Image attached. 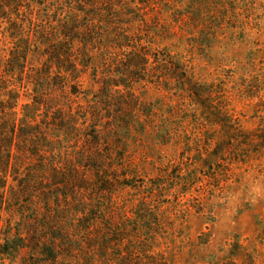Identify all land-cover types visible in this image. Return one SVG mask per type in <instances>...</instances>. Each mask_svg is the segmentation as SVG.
Listing matches in <instances>:
<instances>
[{"label":"trees","instance_id":"16d2710c","mask_svg":"<svg viewBox=\"0 0 264 264\" xmlns=\"http://www.w3.org/2000/svg\"><path fill=\"white\" fill-rule=\"evenodd\" d=\"M143 5L130 0H0L3 260L27 258L30 252L46 263L80 264L95 252L107 260L112 244L111 252L119 251L115 264H163L149 258L144 246L157 224H151L146 210L130 235L119 227L125 217L115 226L110 218L118 181L132 176L125 148L133 130L141 136L149 129L162 138L166 134L168 121L135 96L145 82L140 74L158 73L159 84L176 81L174 88L185 94L178 95L185 104L182 113L193 115L197 126L215 124L232 134L236 129L231 110L217 99L215 84H200L173 55L141 46L149 43L136 38ZM253 69L257 73L249 80L259 84L264 67ZM249 88L241 93L257 98ZM216 141L220 146L228 140ZM113 235L117 238L110 242Z\"/></svg>","mask_w":264,"mask_h":264},{"label":"rangeland","instance_id":"374dc122","mask_svg":"<svg viewBox=\"0 0 264 264\" xmlns=\"http://www.w3.org/2000/svg\"><path fill=\"white\" fill-rule=\"evenodd\" d=\"M130 1L144 4L136 38L149 43L141 46L173 55L200 84H215L217 99L231 110L236 130L232 134L215 124L197 126L193 115L182 113L185 104L174 88L176 81L159 84L153 70L140 74L145 82L135 96L168 121L163 125L167 136L154 129L145 136L133 130L125 148L132 176L118 181L111 222L115 226L125 217L119 227L130 235L136 219L150 214L151 224H157L144 246L149 258L163 264H264V73L259 84L249 80L257 73L253 68L264 67L259 57L264 56V0ZM249 87L257 98L241 93ZM219 138L227 144L219 146ZM116 238L111 236L110 242ZM108 247L107 260L95 252L80 264H115L119 251ZM0 264L53 263L28 252L27 258H0Z\"/></svg>","mask_w":264,"mask_h":264}]
</instances>
